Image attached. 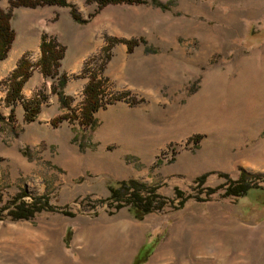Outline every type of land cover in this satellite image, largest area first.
Wrapping results in <instances>:
<instances>
[{
	"label": "rangeland",
	"instance_id": "rangeland-1",
	"mask_svg": "<svg viewBox=\"0 0 264 264\" xmlns=\"http://www.w3.org/2000/svg\"><path fill=\"white\" fill-rule=\"evenodd\" d=\"M66 2L12 11L4 116L2 80L22 53L32 69L13 120L0 122V264H131L128 249L146 242L141 264H264V0ZM42 33L65 47L62 87L35 65ZM113 38L138 44L128 51ZM89 72L106 101L88 129L79 115ZM52 86L70 97L66 107ZM31 99L39 111L26 122L22 101ZM243 175L261 189L227 194ZM121 180L154 188L162 207L140 220L116 208L107 199ZM16 202L39 209L12 219Z\"/></svg>",
	"mask_w": 264,
	"mask_h": 264
},
{
	"label": "trees",
	"instance_id": "trees-1",
	"mask_svg": "<svg viewBox=\"0 0 264 264\" xmlns=\"http://www.w3.org/2000/svg\"><path fill=\"white\" fill-rule=\"evenodd\" d=\"M86 2H94L97 8H101L107 4L115 3H133L141 2L142 0H85ZM8 6L6 9L0 8V61L4 59L10 48V45L14 38V31L11 27V16L14 8L23 6L29 8H35L45 5H57L65 6L68 5L66 0H7ZM70 15L73 20L77 22H85L79 14L75 12L73 7H70ZM258 36H255L254 43L256 42ZM120 41L126 45L128 51H131L134 46L138 44L137 40H119L113 38V42ZM250 41V40H249ZM246 40V44H249ZM257 44V43H256ZM39 56L35 63L38 67V71L44 77H56L58 78L59 86L62 87L65 83L66 77L64 74L58 73V68L60 65V60L63 57L65 47L59 43L54 37L42 33L40 35V40L37 45ZM109 45L102 46L100 52L96 55L90 56L84 61L81 72L78 75L84 74L88 68L91 61L100 59L103 56V52L109 49ZM109 53H106L105 59H101L98 70L102 71L106 60L109 58ZM32 69V63L26 58L25 53L16 61V65L11 69L7 76L2 80L6 83V90L3 96V101L6 106L9 107L7 116H4L0 112V122H4L5 118L8 122L13 120L14 110L10 105L20 98V90L25 83V81L30 76ZM87 81L82 89L83 98L80 103V115L79 121L82 126L86 128H91L95 125L94 112L101 106H103L99 101V94L101 93V77L96 74V72H89L87 74ZM52 91L58 96L60 105L62 108L68 105L70 97L63 94L61 89L55 90V87H51ZM23 108V119L26 122H30L34 119L39 111V102L37 100H25L22 101ZM70 119L67 113L57 115L50 119V124L52 126H57L62 120ZM199 135L195 137L197 140ZM194 184L202 186L204 184V177H197ZM113 186V185H112ZM256 189H261L255 185H251L247 181L246 176L243 175L239 182L230 183L227 185L225 192L230 195H236L237 197L246 195L250 191H256ZM211 190V189H210ZM213 191H207L206 194H211ZM109 197L107 200L110 202L117 203L116 208L122 205L128 206V211L132 218L140 220L146 213L153 210H158L162 207V202L158 200L159 196L155 192L154 188L146 187L142 183H138L134 180H121L114 182V186L110 188ZM15 202V201H14ZM122 205H119L121 204ZM13 203V202H12ZM16 205V206H15ZM10 211V216L12 219H26L32 216L33 212H37L39 207H34L33 204L25 205L23 202L15 203ZM69 240V232H66L63 238V242L67 243ZM152 250V243L146 242L137 250L133 257L131 264H141L148 254Z\"/></svg>",
	"mask_w": 264,
	"mask_h": 264
},
{
	"label": "crops",
	"instance_id": "crops-1",
	"mask_svg": "<svg viewBox=\"0 0 264 264\" xmlns=\"http://www.w3.org/2000/svg\"><path fill=\"white\" fill-rule=\"evenodd\" d=\"M129 250L131 251V258H130V260H129V263H131L132 258L134 257V255H135V253H136V248H135V247H134V249L129 248L128 251H129ZM119 262H120V261H118L117 264H119Z\"/></svg>",
	"mask_w": 264,
	"mask_h": 264
},
{
	"label": "built area",
	"instance_id": "built-area-1",
	"mask_svg": "<svg viewBox=\"0 0 264 264\" xmlns=\"http://www.w3.org/2000/svg\"><path fill=\"white\" fill-rule=\"evenodd\" d=\"M101 94V93H100ZM99 94V101H100V103L103 105L104 103H105V101L106 100H104L105 99V97L103 98V100H101V95ZM107 99V98H106ZM109 102V101H108Z\"/></svg>",
	"mask_w": 264,
	"mask_h": 264
}]
</instances>
